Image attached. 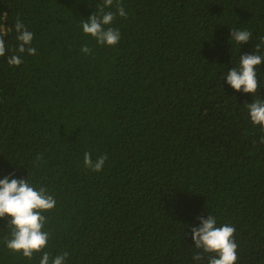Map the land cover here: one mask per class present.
I'll return each mask as SVG.
<instances>
[{
    "label": "trees",
    "instance_id": "trees-1",
    "mask_svg": "<svg viewBox=\"0 0 264 264\" xmlns=\"http://www.w3.org/2000/svg\"><path fill=\"white\" fill-rule=\"evenodd\" d=\"M103 0H0V36L14 49L19 18L37 54L0 57V179L48 188L44 251L65 264L194 261L191 227L211 214L234 226L236 264H264V131L227 71L264 39V0H120L121 38L101 46L80 27ZM115 11V0L111 9ZM246 29L249 43L230 40ZM87 45L91 53L80 48ZM103 169L84 167V153ZM0 264H39L5 247Z\"/></svg>",
    "mask_w": 264,
    "mask_h": 264
},
{
    "label": "clouds",
    "instance_id": "clouds-1",
    "mask_svg": "<svg viewBox=\"0 0 264 264\" xmlns=\"http://www.w3.org/2000/svg\"><path fill=\"white\" fill-rule=\"evenodd\" d=\"M114 0H103L97 5V10L87 19H82L80 27L85 35L91 36L98 45L113 47L119 43L121 33L118 28H113L117 16L126 19L127 13L120 0H115V11L111 9ZM16 40L14 49H6L5 40L0 36V57L5 56L6 51L12 54L7 57V63L11 66H19L23 61V55L37 54L32 47L34 34L29 31L24 23L17 18L15 25ZM252 32L232 27L230 40L237 45L249 43ZM81 53L88 55L91 49L87 45L80 48ZM264 64V39L258 38L254 45V52L243 54L239 57L238 66L230 68L224 76V80L237 92L252 94L253 97L259 89L257 79V66ZM249 119L253 125H257L264 131V99H253L251 103H245ZM264 143V136L261 137ZM108 156L101 155L94 161L92 154L84 153L83 164L92 172L99 173ZM56 206L55 198L49 194L48 188L36 186L26 178H14V173L0 179V220H7L8 235L5 237V247L13 253L22 254L24 258L31 260L34 254L40 253L39 264H65L69 255L63 252L53 256L44 251L48 246L50 232L44 230L47 217L44 215ZM199 227H191V239L197 250L193 253L194 261L207 259V264H236L238 259V245L234 238L236 229L228 223L217 225V218L211 214L207 218L198 217Z\"/></svg>",
    "mask_w": 264,
    "mask_h": 264
}]
</instances>
